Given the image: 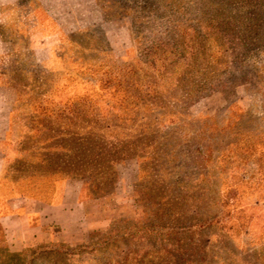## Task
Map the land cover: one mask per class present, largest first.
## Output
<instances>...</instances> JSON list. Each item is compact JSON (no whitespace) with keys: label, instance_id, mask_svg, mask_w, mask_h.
<instances>
[{"label":"rangeland","instance_id":"rangeland-1","mask_svg":"<svg viewBox=\"0 0 264 264\" xmlns=\"http://www.w3.org/2000/svg\"><path fill=\"white\" fill-rule=\"evenodd\" d=\"M0 165V264H264V0H0Z\"/></svg>","mask_w":264,"mask_h":264},{"label":"crops","instance_id":"crops-1","mask_svg":"<svg viewBox=\"0 0 264 264\" xmlns=\"http://www.w3.org/2000/svg\"><path fill=\"white\" fill-rule=\"evenodd\" d=\"M0 202L3 205L2 211L0 210V228L4 241L13 249H21L22 246L44 241L46 235L52 236L54 233H47L42 228L48 223H59L57 214L63 204V202L48 203L24 197H3L0 198ZM32 218L35 219V223H32ZM15 246L18 248H14Z\"/></svg>","mask_w":264,"mask_h":264},{"label":"trees","instance_id":"trees-1","mask_svg":"<svg viewBox=\"0 0 264 264\" xmlns=\"http://www.w3.org/2000/svg\"><path fill=\"white\" fill-rule=\"evenodd\" d=\"M111 165L108 164L107 168H109ZM109 180V183H111L113 181V176H111ZM113 183V182H112ZM111 183V184H112ZM110 184V185H111ZM109 185V186H110ZM94 184L92 182H90V185L87 183V181L84 182L83 187H81V191L84 192L85 195L87 196H92L93 198L95 197H100V196H104L106 193L110 192L109 188H102L99 193H97L94 189ZM106 187V186H105ZM108 187V186H107ZM32 223H35V219L32 218ZM150 228V227H148ZM152 229V228H150ZM43 231L47 232V233H56L59 231V226H53V228L49 229V225H44L42 228ZM144 231H147V229L141 228L140 233H143ZM3 245H7L9 246L4 240H3ZM33 245H36L35 251L37 250L38 252H45L47 254H51V253H56V254H75L77 253V251L84 249L83 245H76L74 247L69 246L68 244L65 243H61V242H50L48 244L43 243V241L41 242H37ZM24 248V247H23ZM10 249V248H9ZM6 253L7 251L8 254L6 256L10 257L11 260L13 259H18L20 262H22L23 260V249H10L7 250V248H5L4 250Z\"/></svg>","mask_w":264,"mask_h":264}]
</instances>
